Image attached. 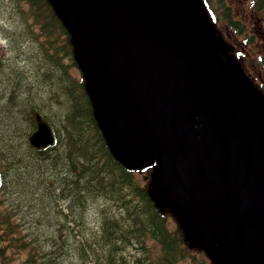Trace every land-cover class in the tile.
<instances>
[{"label":"water","instance_id":"obj_1","mask_svg":"<svg viewBox=\"0 0 264 264\" xmlns=\"http://www.w3.org/2000/svg\"><path fill=\"white\" fill-rule=\"evenodd\" d=\"M113 156L217 264H264V103L222 60L201 0H54ZM29 142L53 143L36 115Z\"/></svg>","mask_w":264,"mask_h":264},{"label":"trees","instance_id":"obj_2","mask_svg":"<svg viewBox=\"0 0 264 264\" xmlns=\"http://www.w3.org/2000/svg\"><path fill=\"white\" fill-rule=\"evenodd\" d=\"M27 3L37 31L28 40L25 30L19 46L35 53L32 68L22 77L16 61L0 59V253L7 242L20 264H210L181 226L168 227L148 182L110 152L83 80L69 72L70 37L52 5ZM35 113L54 134L46 148L27 141Z\"/></svg>","mask_w":264,"mask_h":264},{"label":"rangeland","instance_id":"obj_3","mask_svg":"<svg viewBox=\"0 0 264 264\" xmlns=\"http://www.w3.org/2000/svg\"><path fill=\"white\" fill-rule=\"evenodd\" d=\"M231 6L235 8L234 14L246 25L247 32L249 35L254 36V21L258 18L263 17L264 12L262 13H254L250 10L247 5V0H227ZM250 1V0H248ZM18 4V3H17ZM25 16V11H23L18 5L14 4L12 0H0V59L3 60V64L8 63L9 60L16 61L19 64L20 70H23V76L27 77L25 74L26 67L32 68L33 60L35 57V53H28L25 45L19 46L21 43L19 42L20 38L24 37L25 27L23 23V17ZM30 26L33 24L29 23ZM217 28L225 34V29L222 27L221 22H218L216 25ZM30 39L35 38L34 30L30 31L29 37ZM228 46L233 45V40L230 39L228 42ZM262 43L258 44L260 46ZM18 45L19 47H17ZM242 46V45H240ZM28 47V45H27ZM233 48V46H231ZM255 47V45L253 46ZM19 48V49H18ZM245 52L251 51L249 46L244 48ZM233 50H237V52L232 53L230 59L234 62L237 69L241 72L242 78L249 85V87L256 92L259 96H264V69L259 66L255 58L250 57V54L244 58L242 52L238 51L237 48H233ZM249 53V52H248ZM260 53L264 54V49H260ZM29 68V69H30ZM69 72L72 76L76 78H80L81 75L77 68L70 66ZM21 77V78H22ZM23 79V78H22ZM23 81L26 82V79ZM24 82V84H25ZM36 82V81H35ZM34 82V83H35ZM2 115L0 116V118ZM13 134V133H12ZM14 135V134H13ZM146 169L137 170L136 177L138 181L141 179H145ZM1 194V193H0ZM2 195H0V202L2 201ZM167 223L170 229H174L178 226V218L170 211L166 210ZM186 240L189 246L196 252L199 250L205 253L202 246L197 243L196 240L192 239L189 235H186ZM18 243V242H16ZM3 250L0 253V264H20L21 259L23 260L24 255L20 254L19 250L16 247H12L7 242H3ZM1 244V245H2ZM14 244V243H13ZM193 252L196 260L203 258L201 253ZM210 261V264H215L214 260L211 258L210 254L205 253Z\"/></svg>","mask_w":264,"mask_h":264},{"label":"flooded vegetation","instance_id":"obj_4","mask_svg":"<svg viewBox=\"0 0 264 264\" xmlns=\"http://www.w3.org/2000/svg\"><path fill=\"white\" fill-rule=\"evenodd\" d=\"M247 5L250 10L254 13H262L264 12V1L262 0H247ZM235 8L229 4L227 0L223 5L221 11V25L225 29V34L220 32V30L216 27L217 33L223 39L226 47V54L232 55V53L237 52V50H233V48H237L238 51L242 52L244 58L250 54V57L255 58L257 63L261 68L264 69V54L260 53V49H264V15L261 18H258L254 21V36L249 35L247 32V28L243 20L239 19L235 14ZM234 19L231 20V17ZM218 22H216V25ZM233 40V48L229 45V40ZM262 43L260 46L258 44ZM242 45V46H240ZM255 45V47H253ZM249 46L251 51L245 52L244 48Z\"/></svg>","mask_w":264,"mask_h":264}]
</instances>
